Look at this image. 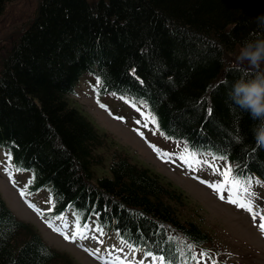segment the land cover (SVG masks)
Here are the masks:
<instances>
[{"label": "trees", "instance_id": "obj_1", "mask_svg": "<svg viewBox=\"0 0 264 264\" xmlns=\"http://www.w3.org/2000/svg\"><path fill=\"white\" fill-rule=\"evenodd\" d=\"M9 1L0 0V15ZM36 10L0 49V144L30 172L29 187L48 184L56 211L73 205L85 216L97 207L122 235L152 249L157 241L171 246L176 258V237L168 242L167 234L208 240L165 200L175 189L125 153L113 156L111 174L95 176L103 136L67 93L93 72L107 88L144 99L167 134L196 141L198 150L228 145L234 171L264 179L258 121L228 94L245 68L226 61L245 38L264 36V0H38ZM0 264L76 263L0 195Z\"/></svg>", "mask_w": 264, "mask_h": 264}, {"label": "rangeland", "instance_id": "obj_2", "mask_svg": "<svg viewBox=\"0 0 264 264\" xmlns=\"http://www.w3.org/2000/svg\"><path fill=\"white\" fill-rule=\"evenodd\" d=\"M8 3V4H7ZM2 14L0 15V49L5 51L6 44L10 38L15 37L17 32L21 31L23 25L33 18L36 0H11L7 2ZM6 42V43H5ZM236 50L234 53H238ZM234 61L236 62L235 58ZM76 95L68 94L67 98L71 104L82 110L87 118L95 125L99 132L107 133L106 142L99 151L103 155V161L95 165V176L109 175V163H111L110 154L114 149H123L130 162L139 167H143L158 176L165 184H170L171 189H176L181 193L177 197H165V200L175 209V213L181 220L192 221L207 233L208 243L198 244L193 249L196 254L197 264H207L209 259H213L215 264H226L225 259L230 264H264V230H261L256 221L260 218L257 215L255 221L252 214L243 207H238L227 199V196L221 198V194L215 193L214 189L203 186L204 180H211V165L204 164L200 167L202 181L194 179L188 172V167H184L180 162L175 165L167 160L157 158L152 150L141 141L135 133L133 126L142 127L141 118L135 111L126 104L107 105L113 107L118 117H108L97 105L93 103L90 95V84L77 88ZM165 145L161 144L160 149ZM173 156V155H172ZM7 154L0 151V193L6 200L8 206L13 210L18 218L33 226L44 238L48 244L52 245L58 251L66 253L74 258L79 264H97L86 255L85 250L74 247L73 242L68 243L63 240V235L52 233L40 215L29 209L28 200L34 201V204L40 209H44L51 201V192L42 188L22 196L19 188H24L26 173L14 170L7 162ZM210 159L209 157H203ZM225 165L224 160L220 166ZM8 168L12 172L9 177ZM199 172V170H197ZM220 177L217 175L215 180ZM243 185L240 195L245 200H251L257 207V211L264 210V183H257L256 188L248 187V180L244 177H238ZM16 185V186H15ZM227 193H224L226 195ZM39 205V206H38ZM74 210L64 213L63 218L54 222L62 226L66 223L67 231L74 229V221L77 215ZM91 228V226H90ZM70 233V232H68ZM171 236L174 235L171 233ZM214 238V239H213ZM96 239V238H94ZM211 245L216 247L218 253L210 251L209 255H204L202 259L200 252L202 247ZM93 254V253H90ZM229 254V255H228ZM73 259V260H74ZM196 264L195 261H191ZM103 264V263H101Z\"/></svg>", "mask_w": 264, "mask_h": 264}, {"label": "snow or ice", "instance_id": "obj_3", "mask_svg": "<svg viewBox=\"0 0 264 264\" xmlns=\"http://www.w3.org/2000/svg\"><path fill=\"white\" fill-rule=\"evenodd\" d=\"M99 80V78H98ZM130 103L132 101H129ZM142 104H147L146 101H141ZM135 106V104H133ZM208 113L211 114L212 109L208 108ZM141 116H142V121H137V123H143L145 127H148L149 125H155L156 128H159V120L158 117L154 112L151 111L149 108L147 111L141 110ZM137 132H139L141 135H144V133L140 130V128L136 129ZM236 140H240V136L235 137ZM152 147L154 149H157L158 152L162 151L157 148V145L153 144ZM199 145L197 144L196 141H189L185 140L184 141V150L170 154L165 152L162 158L167 159L169 155H176L179 156V158L187 164L189 168H195L204 164H209L211 165V169L213 172L217 173L218 176L220 177L217 180L214 181H209V180H204L203 182L205 184H211V187L221 193V198H224V193L225 191L227 192V199L231 201L232 203L236 204L238 207H243L246 208L251 214L252 218L255 221L257 215L260 217V223L259 226L261 230H264V210H260L259 212L257 211V207L254 204L253 201L251 200H245L244 198L241 197L240 192L243 187L241 184L240 180L238 177L241 176V169L236 168L235 171L233 170L232 166L230 164H225L223 167L220 166V162L224 160V154L228 151V145L216 146V151L212 153L210 159H204L201 152L198 150ZM8 160L9 164L11 165V154H8ZM19 171L20 169H16ZM5 171L8 172L9 177H12V172L8 170V168H5ZM197 179H200V177H197ZM29 183H31V179L29 180ZM20 193L22 196H25V188L20 189ZM31 207H33L38 213L43 216L44 210L38 208L36 204H34L31 200L27 201ZM47 211L51 212V209H48ZM100 213L97 212L96 215H99ZM60 218H63L64 214L63 212L58 214ZM143 216V214H140ZM55 231L57 232H62L63 235L65 236L66 239H76L77 237L81 240H84L87 238L90 233H89V224L87 221H84L83 224H81L79 219H76L74 221V229L73 233L71 236L68 235V231L66 230L67 225L66 223L62 226H58L56 223L53 222V220L49 219L46 221ZM97 231L102 233V228L97 225L96 228ZM117 231H120V229H117ZM139 231V230H138ZM97 240H99V237H96ZM121 242H126L124 240V237H120ZM173 239H175L173 236L168 235L167 241L170 242ZM103 243V241H100ZM81 247H84L83 244H81ZM130 247L135 249L137 247L136 244H131ZM189 249L192 248V245L189 244L187 246ZM91 251V249H89ZM119 251H122L119 250ZM179 251V249H177ZM96 252H99V248H97ZM95 254V253H94ZM144 255L146 256H151L153 264H187V260L184 259V254L181 252L180 253V259H177L176 256L172 252L171 246H169L167 249L161 247V243L159 241L156 242V251L155 252H148L145 251ZM206 255V250H203L201 252V255L197 259H202L203 256ZM191 256L193 258H196V253L191 252ZM100 259L104 260L106 257L100 256ZM112 264H133L131 260L121 258L119 256L114 257L112 259ZM140 264H143V261L140 262ZM213 264H215V261H213Z\"/></svg>", "mask_w": 264, "mask_h": 264}, {"label": "clouds", "instance_id": "obj_4", "mask_svg": "<svg viewBox=\"0 0 264 264\" xmlns=\"http://www.w3.org/2000/svg\"><path fill=\"white\" fill-rule=\"evenodd\" d=\"M257 19L264 23V15ZM235 60L239 66L246 65V68L232 81L229 97L258 121L254 134L257 140L264 142V36L257 34L254 39L245 38Z\"/></svg>", "mask_w": 264, "mask_h": 264}, {"label": "bare ground", "instance_id": "obj_5", "mask_svg": "<svg viewBox=\"0 0 264 264\" xmlns=\"http://www.w3.org/2000/svg\"><path fill=\"white\" fill-rule=\"evenodd\" d=\"M76 239L79 240L78 237ZM100 241H103V243H101ZM86 243L90 248H92L94 250H97V248H99L100 254L103 255L104 257L108 258V262L111 264H112V259L114 257H117V256L131 260L133 262V264H135L137 261V259L133 257V254H132V256H129V254H127L128 250H126L124 247H122V246L118 247V246L114 245L113 242L107 241L103 238H99V240L93 239L92 241H87ZM121 249H122V251H119ZM108 250H111V251L109 252ZM143 264H145V263H143Z\"/></svg>", "mask_w": 264, "mask_h": 264}]
</instances>
